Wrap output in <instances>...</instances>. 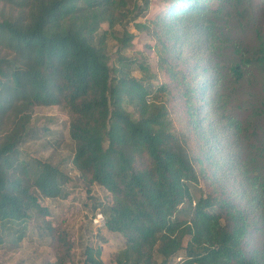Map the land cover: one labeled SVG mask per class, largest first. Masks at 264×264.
Returning <instances> with one entry per match:
<instances>
[{"label":"trees","instance_id":"16d2710c","mask_svg":"<svg viewBox=\"0 0 264 264\" xmlns=\"http://www.w3.org/2000/svg\"><path fill=\"white\" fill-rule=\"evenodd\" d=\"M163 1L159 68L177 81L194 131L209 117L198 154L159 99L173 95L169 82L155 84L143 59L109 63L108 30H149L137 21L149 0H0V247L8 232L23 238L33 211L48 215L42 198L68 196V174L21 148L39 136L35 107L60 106L86 191L109 193L93 209L125 237L116 264H264V0ZM133 36L125 30L122 46ZM180 56L189 76L172 65ZM57 243L45 264H65L72 244ZM101 255L87 244L83 264H105Z\"/></svg>","mask_w":264,"mask_h":264},{"label":"rangeland","instance_id":"374dc122","mask_svg":"<svg viewBox=\"0 0 264 264\" xmlns=\"http://www.w3.org/2000/svg\"><path fill=\"white\" fill-rule=\"evenodd\" d=\"M142 1V0H141ZM141 6L144 4L141 2ZM133 7V4H130ZM164 8L163 0H149L148 7L142 10L137 21L149 25V30H139L132 22H121L113 29L108 30L105 49L109 55V63L117 65L119 54L127 57L143 59L150 66L154 83L169 82L174 88L173 95L161 96L167 102L170 116L175 126L188 131L191 136V143L194 145L195 153L200 152L204 145L202 138L204 131L208 135L209 117L199 119L198 131L189 126L188 114L185 109L184 99L177 87V81L159 68V55L155 48L157 40L153 34L156 30L154 19L162 13ZM133 9V8H131ZM136 13V8L130 15ZM264 32V21L261 22ZM107 23H103L101 29H107ZM133 33V38L127 46H122L124 31ZM161 48V47H160ZM186 51V50H184ZM186 55V52L183 54ZM185 56L176 58L174 65L177 71H183L189 76V64L184 62ZM137 77L142 72L134 70ZM167 98V99H166ZM201 117H204L203 115ZM33 126L39 129V136L25 143L21 148L28 158L43 159L52 164L59 165L70 177L66 184L67 197L42 198L43 204L48 209V215L42 216L36 211L32 212V218L26 222V229L23 238L18 239L13 231L6 234L4 244L0 247V264H45L57 259L58 243L57 238H65L72 244L69 257L65 264H83L84 251L87 244L97 245L102 248V259L105 264H116V253L125 246V237L121 233L109 231L105 224L96 223L95 217L99 210L94 211L93 205L98 200H105L109 193L99 185L92 186V192L86 191V182L80 172L73 166L71 158L74 152V142L69 135V115L60 106H36L33 111ZM200 185L208 187L205 178H201ZM96 213V214H95ZM105 239V240H104ZM260 235L258 231H252L249 236L248 249L252 250L258 245ZM104 241V242H102ZM169 264H188L183 257H173Z\"/></svg>","mask_w":264,"mask_h":264},{"label":"built area","instance_id":"2783aa9c","mask_svg":"<svg viewBox=\"0 0 264 264\" xmlns=\"http://www.w3.org/2000/svg\"><path fill=\"white\" fill-rule=\"evenodd\" d=\"M95 222L98 223H103L105 224V220H104V216L101 213H97L96 217H95Z\"/></svg>","mask_w":264,"mask_h":264}]
</instances>
